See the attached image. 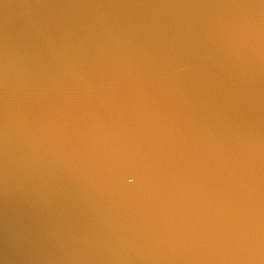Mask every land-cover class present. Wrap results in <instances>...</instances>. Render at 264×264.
Returning <instances> with one entry per match:
<instances>
[{
    "label": "water",
    "instance_id": "95a60500",
    "mask_svg": "<svg viewBox=\"0 0 264 264\" xmlns=\"http://www.w3.org/2000/svg\"><path fill=\"white\" fill-rule=\"evenodd\" d=\"M0 264H264V0H0Z\"/></svg>",
    "mask_w": 264,
    "mask_h": 264
}]
</instances>
